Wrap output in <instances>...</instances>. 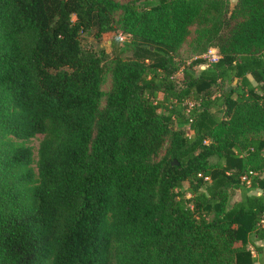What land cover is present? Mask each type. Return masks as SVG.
<instances>
[{"label":"trees","instance_id":"1","mask_svg":"<svg viewBox=\"0 0 264 264\" xmlns=\"http://www.w3.org/2000/svg\"><path fill=\"white\" fill-rule=\"evenodd\" d=\"M232 4L0 0V264L254 263L264 0Z\"/></svg>","mask_w":264,"mask_h":264},{"label":"rangeland","instance_id":"2","mask_svg":"<svg viewBox=\"0 0 264 264\" xmlns=\"http://www.w3.org/2000/svg\"><path fill=\"white\" fill-rule=\"evenodd\" d=\"M233 1L234 0H229V3H231V8H233V6H234V4H232ZM117 36H118V34L116 32H108V33L103 34L101 39L99 41H97L92 36L87 35V34H83L82 44L86 48H93V49L103 48L106 51V53H109L111 55L112 47H111L110 43H111V41H115L117 39ZM208 50H205L201 54H197V55L193 54V53L189 54L186 50H184V59L183 60L185 61L186 64H188L191 60L195 59L196 57L202 58L205 62L201 66H195V71H199V70L203 69L208 63L207 58H205V55H206ZM218 54H219V52H218ZM181 69H182V67L179 69V71H177L173 75V77L175 78L178 85H180L181 81H182ZM229 88H230V85H228V84H226L222 89H216L215 90V88H214L213 95H217L223 91H227ZM196 101H197L196 98L191 97L190 100H188V106L189 107H193L194 105L196 106L197 104H194V103H197ZM188 133L190 134L191 131L188 130ZM43 138H44L43 134H37L30 139L18 141V142H21L22 144H24L26 146L31 147L32 152H33L32 167L35 171H36V166H37V161H38V150H39L40 142L42 141ZM217 160H218L217 156L211 157V162H215ZM184 185H185V187H187L188 184L185 183ZM246 185H248V184L246 183ZM253 192L254 191H251L250 193H253ZM187 196H189V194H187ZM240 198H241V195H240L239 191L236 188H232L231 194H230V199H229V206L232 203L239 201ZM254 243L256 245L260 246L259 250H256L251 244H247V248L252 251V254L254 256V263L253 264H264V242L256 241Z\"/></svg>","mask_w":264,"mask_h":264},{"label":"built area","instance_id":"3","mask_svg":"<svg viewBox=\"0 0 264 264\" xmlns=\"http://www.w3.org/2000/svg\"><path fill=\"white\" fill-rule=\"evenodd\" d=\"M118 38H119V40H123L124 39V35L119 34ZM205 58H207L209 64L217 61L218 58H219L218 50H216L215 48H210L207 51V53L205 55ZM249 174L253 175L255 173L249 172ZM205 179H207V177ZM243 179L246 181V183H249V180H248V178L246 176L243 177Z\"/></svg>","mask_w":264,"mask_h":264},{"label":"crops","instance_id":"4","mask_svg":"<svg viewBox=\"0 0 264 264\" xmlns=\"http://www.w3.org/2000/svg\"><path fill=\"white\" fill-rule=\"evenodd\" d=\"M262 176L264 177V172L262 173ZM253 193H257V194H259V191H254Z\"/></svg>","mask_w":264,"mask_h":264}]
</instances>
